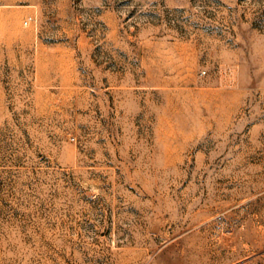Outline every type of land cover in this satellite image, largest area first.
I'll return each mask as SVG.
<instances>
[{
	"label": "rangeland",
	"instance_id": "obj_1",
	"mask_svg": "<svg viewBox=\"0 0 264 264\" xmlns=\"http://www.w3.org/2000/svg\"><path fill=\"white\" fill-rule=\"evenodd\" d=\"M0 264H264V0H0Z\"/></svg>",
	"mask_w": 264,
	"mask_h": 264
}]
</instances>
